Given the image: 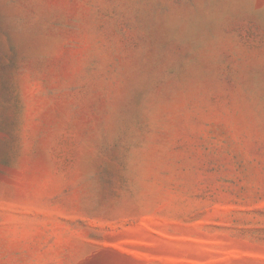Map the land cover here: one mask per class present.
Masks as SVG:
<instances>
[{
	"label": "rangeland",
	"instance_id": "374dc122",
	"mask_svg": "<svg viewBox=\"0 0 264 264\" xmlns=\"http://www.w3.org/2000/svg\"><path fill=\"white\" fill-rule=\"evenodd\" d=\"M264 264V0H0V264Z\"/></svg>",
	"mask_w": 264,
	"mask_h": 264
},
{
	"label": "water",
	"instance_id": "95a60500",
	"mask_svg": "<svg viewBox=\"0 0 264 264\" xmlns=\"http://www.w3.org/2000/svg\"><path fill=\"white\" fill-rule=\"evenodd\" d=\"M115 257H117L115 253L111 251H103L93 256L83 264H109V261Z\"/></svg>",
	"mask_w": 264,
	"mask_h": 264
}]
</instances>
